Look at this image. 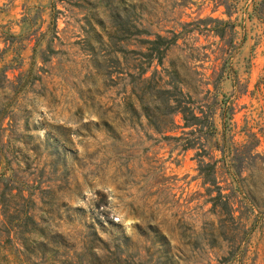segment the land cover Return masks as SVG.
Masks as SVG:
<instances>
[{
  "label": "rangeland",
  "instance_id": "1",
  "mask_svg": "<svg viewBox=\"0 0 264 264\" xmlns=\"http://www.w3.org/2000/svg\"><path fill=\"white\" fill-rule=\"evenodd\" d=\"M256 1L0 0V193H20L12 205H25L59 242L55 259L28 254L7 235L0 205V264H63L66 257L77 264L74 251L82 252L90 225L99 247L112 251L116 237L127 238L128 251L145 259L149 243L136 228L143 219L159 225L177 264H264V220L254 221L256 209L243 218L247 234L233 255L226 246H191L213 219L197 153L220 159L221 147L243 143L251 130L264 155V25L252 14ZM129 8L151 33H179L162 65L154 60L145 76L175 71L194 105L211 113L213 130L158 134L144 118L129 124V48L141 49L129 46ZM210 19L229 21L233 31L219 37ZM120 28L116 60L109 40ZM218 173L230 181L226 168ZM261 182L257 197H264ZM93 252L100 262L110 255Z\"/></svg>",
  "mask_w": 264,
  "mask_h": 264
},
{
  "label": "trees",
  "instance_id": "2",
  "mask_svg": "<svg viewBox=\"0 0 264 264\" xmlns=\"http://www.w3.org/2000/svg\"><path fill=\"white\" fill-rule=\"evenodd\" d=\"M226 13L229 14L227 6ZM252 14L264 25V0L254 2ZM210 20L214 23L210 30L221 38L233 31L234 25L229 21ZM125 30L124 28L118 29L114 33L117 38L109 40L110 53L115 55L116 60V54L123 52L120 43L122 39L118 34ZM166 32L170 35L151 33L142 27L137 19L136 11L129 8V46L137 45L141 48H129V55L133 56L132 63L129 65L130 90L127 104L129 124L141 126V118H144L145 125L158 134H166L179 127L191 126H197L199 130L207 128L210 132L214 129L211 113L194 105L195 101L190 94L183 91L175 71L169 72L164 68L161 71L154 69L149 76H145L154 60L158 65H162L166 51L178 39L179 33L174 30ZM164 73L168 76L167 80H164ZM5 76L4 69H1L0 82H3ZM262 78L264 80V74ZM2 84L0 83V85ZM178 115L182 125L176 119ZM245 135L243 143L231 142L228 147H221L220 159L209 157V160L205 161V150L203 149V153H197L199 156L197 171L202 178L206 196L204 201L210 204L208 211L213 215V219L203 222L201 230L195 232V238L191 242L193 248L226 246L229 257L239 250L241 242L247 234L245 224L242 222L243 218H247L256 209L254 221L264 220V197H257L255 191L257 183L264 180V155L257 150L259 145L257 133L249 130ZM164 136L165 138L169 137V135ZM192 146V144H188L186 148ZM201 146L203 147V145ZM222 167L226 168L230 175L228 183L224 178L218 180L220 174L218 170ZM244 171H248L246 175H243ZM261 183L264 185V182ZM225 190H229V193H225ZM238 195L242 198L236 200L234 196ZM19 196L23 199L20 193L19 195L12 194L9 190L0 193L1 213L7 235L9 236L13 232L28 254H33L32 250L35 249L43 256L49 252L52 259H55L57 249L54 248H58L59 242L48 238L45 229L25 209V205L18 207L12 205L10 199ZM97 207L98 204L95 208ZM152 222H154L152 219H143L141 224L136 226L139 235L149 243L148 246L143 247L146 251L145 259H141L137 250L133 254L128 251L127 238L122 241L121 237H116L113 240L112 251L99 247L97 244H101L102 240L95 228L90 225L82 252L76 254L74 251L78 260L77 264H177V259H174V255L170 251L169 240L160 230L159 225ZM188 228L193 229V226ZM35 234L40 239L35 240ZM94 250L108 251L110 255L100 262V258L95 256ZM67 258L61 263L67 264Z\"/></svg>",
  "mask_w": 264,
  "mask_h": 264
}]
</instances>
